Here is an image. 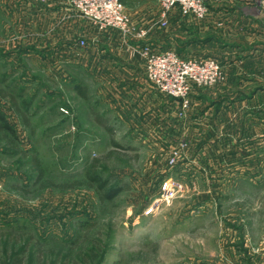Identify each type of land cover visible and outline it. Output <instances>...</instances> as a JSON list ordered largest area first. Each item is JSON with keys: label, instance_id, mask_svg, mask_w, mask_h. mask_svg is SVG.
<instances>
[{"label": "rangeland", "instance_id": "obj_1", "mask_svg": "<svg viewBox=\"0 0 264 264\" xmlns=\"http://www.w3.org/2000/svg\"><path fill=\"white\" fill-rule=\"evenodd\" d=\"M125 1L152 28L116 35L143 68L145 48L171 49L216 58L218 80L184 112L155 90L154 105L108 70L103 58L129 54L69 0H0V114L16 131L0 132V264H264V2L159 27L157 0Z\"/></svg>", "mask_w": 264, "mask_h": 264}, {"label": "built area", "instance_id": "obj_2", "mask_svg": "<svg viewBox=\"0 0 264 264\" xmlns=\"http://www.w3.org/2000/svg\"><path fill=\"white\" fill-rule=\"evenodd\" d=\"M224 1L247 3L252 0H157L160 14L157 25L165 26L175 8L182 16L202 20L209 14L212 5ZM255 2L259 4V0ZM69 3L81 19L123 38L131 35L144 38L149 32L150 28L136 25L122 0H69ZM80 43L84 45L85 41L81 40ZM143 56L146 79L158 93L179 99L181 112L189 106L191 90L214 83L221 70L216 58H184L171 49L145 48Z\"/></svg>", "mask_w": 264, "mask_h": 264}, {"label": "crops", "instance_id": "obj_3", "mask_svg": "<svg viewBox=\"0 0 264 264\" xmlns=\"http://www.w3.org/2000/svg\"><path fill=\"white\" fill-rule=\"evenodd\" d=\"M177 12H178L179 17L182 16L179 12V9H177V8H175V10H172V12L170 13L169 16H171L172 14L177 13ZM150 30H152V28ZM116 35L117 34H115L113 32L98 34V36H100V38H102L105 41H107L109 39L106 43H108L109 45H111L114 48L118 47V48H121L123 50H126L127 54H129V55L124 56V57L114 56L111 58H103L102 61L104 62V64L106 66H108V70L111 72H114V73L118 72V71H116L117 68H114V67L119 66V68H122V70L124 71L123 73L128 75L131 82L134 83L133 84L134 88H132V90H135V92L137 94L138 93L141 95L147 94L148 97H152V100H153L154 105H155L156 104L155 101L159 100L160 97H158L156 94H154L155 89L153 87H151L152 85L150 86L146 80L145 72H144V68H143V59L141 56H139L140 55V50L138 49L139 47L133 46V43L131 41H127L126 39H123L122 41H117L119 38ZM111 37H112V39H114V41L111 40ZM136 47H138V48L135 49ZM96 59L99 60L100 58H96ZM152 93H153V95H150ZM156 98H159V99H156ZM254 142H256V141H254ZM257 240H264V235H262L261 238H257Z\"/></svg>", "mask_w": 264, "mask_h": 264}, {"label": "trees", "instance_id": "obj_4", "mask_svg": "<svg viewBox=\"0 0 264 264\" xmlns=\"http://www.w3.org/2000/svg\"><path fill=\"white\" fill-rule=\"evenodd\" d=\"M123 3H127L125 0H122ZM126 5V4H125ZM86 89L85 88H81L78 87V91L79 93L83 96L85 95V91ZM0 95H3L5 96V94L0 90ZM11 99H12V105L13 107L15 108V110L19 113L20 115V120L26 124V123H29V120H28V114H27V110L29 109V106H28V102L26 101V99H23L21 100V103H22V107L19 106L17 104V102L15 101L14 97L11 96ZM1 131H8L9 133H11L13 136L15 135V132L14 129L8 124V122L6 121L5 117L3 114H0V132ZM27 153H25L26 155ZM31 159H32V163L34 164L35 166V169H36V172L38 174V178L41 177L42 175V170H41V167L38 163V159L37 157L33 154L31 156ZM92 179H94L96 182H99L100 183V186L102 188H104V196L102 197H105V198H110V197H113L114 195H116V193L118 192V188L116 186H108V183L109 181L108 180H104L102 178H99V176H94ZM48 185V186H47ZM49 185H52L51 182H47L46 184H43V187H49ZM76 184H73V186H75ZM71 184L69 185H61L62 188H66V187H73ZM3 264H5V262H3Z\"/></svg>", "mask_w": 264, "mask_h": 264}]
</instances>
